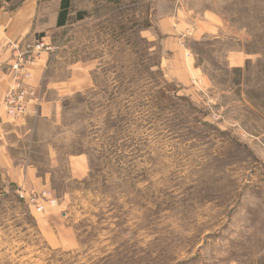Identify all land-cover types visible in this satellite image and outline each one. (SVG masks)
Returning a JSON list of instances; mask_svg holds the SVG:
<instances>
[{
  "label": "rangeland",
  "instance_id": "rangeland-1",
  "mask_svg": "<svg viewBox=\"0 0 264 264\" xmlns=\"http://www.w3.org/2000/svg\"><path fill=\"white\" fill-rule=\"evenodd\" d=\"M68 18L47 73L89 62L96 86L52 120L57 203L18 190L0 264H264V0H70Z\"/></svg>",
  "mask_w": 264,
  "mask_h": 264
},
{
  "label": "crops",
  "instance_id": "crops-1",
  "mask_svg": "<svg viewBox=\"0 0 264 264\" xmlns=\"http://www.w3.org/2000/svg\"><path fill=\"white\" fill-rule=\"evenodd\" d=\"M61 6L62 0H24L12 10L0 7V229L2 216H18L21 206H26L18 198L19 189L51 190L50 171L41 172L40 166L44 158L46 168L61 164L60 151L49 140L52 120L62 114L66 98L96 86V66L77 59L64 60L63 74L48 75L52 55L45 51L28 67L31 78L23 83L34 90L27 114L15 118L3 108V98L13 84L10 64L15 41L42 36L55 42L70 24L68 18L58 25ZM65 162L73 178H78L86 172L89 160L86 155L69 153Z\"/></svg>",
  "mask_w": 264,
  "mask_h": 264
},
{
  "label": "built area",
  "instance_id": "built-area-1",
  "mask_svg": "<svg viewBox=\"0 0 264 264\" xmlns=\"http://www.w3.org/2000/svg\"><path fill=\"white\" fill-rule=\"evenodd\" d=\"M52 46L44 38L23 39L15 41L14 58L10 64L12 75V86L6 92L2 105L5 112L15 118H23L28 112V103L34 99V90L23 85L24 81L31 78V72L28 67L35 65L40 59L41 53L50 51ZM42 192V191H41ZM24 197V194H21ZM37 197L30 196V201L34 202ZM41 198L52 205L57 203L49 190L41 193ZM43 205L39 204L37 210L41 211Z\"/></svg>",
  "mask_w": 264,
  "mask_h": 264
},
{
  "label": "trees",
  "instance_id": "trees-1",
  "mask_svg": "<svg viewBox=\"0 0 264 264\" xmlns=\"http://www.w3.org/2000/svg\"><path fill=\"white\" fill-rule=\"evenodd\" d=\"M7 2H10L12 0H6ZM69 6H70V0H62V6H61V11L59 13V20H58V25H63L69 14ZM82 14H79V17L81 18Z\"/></svg>",
  "mask_w": 264,
  "mask_h": 264
}]
</instances>
